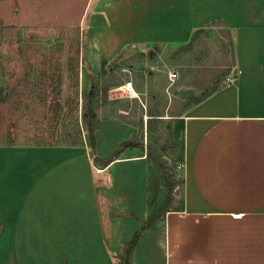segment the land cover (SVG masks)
<instances>
[{
  "label": "crops",
  "instance_id": "obj_1",
  "mask_svg": "<svg viewBox=\"0 0 264 264\" xmlns=\"http://www.w3.org/2000/svg\"><path fill=\"white\" fill-rule=\"evenodd\" d=\"M19 2L22 13L39 8ZM79 13L94 73L90 41L98 66L124 43H187L212 20L235 33L239 73L182 115L180 203L141 233L132 261L264 264V0H84ZM135 133L101 119L96 155L109 158ZM92 157L86 136L83 146H0V264H117L147 217L149 163L139 147L107 165Z\"/></svg>",
  "mask_w": 264,
  "mask_h": 264
},
{
  "label": "rangeland",
  "instance_id": "obj_2",
  "mask_svg": "<svg viewBox=\"0 0 264 264\" xmlns=\"http://www.w3.org/2000/svg\"><path fill=\"white\" fill-rule=\"evenodd\" d=\"M83 1L74 0L72 6L71 0H53L48 5L36 0L39 8L28 6L22 13L19 0H0V146L52 144L63 134L58 125L75 134V120L87 139L81 119L82 94L88 87L86 66L93 70L84 60L88 23L78 14ZM67 9L71 13L66 15ZM86 15L88 22L89 11ZM200 29L192 33L191 44L190 40L142 46L124 43L115 57H102L98 66V47L91 49L89 44L94 70L100 72L102 59L110 63L98 80V93L107 90L106 102L95 101L98 116L135 127L131 140L141 146L149 174L158 176L161 184L157 207L176 208L181 200L180 186L170 193L165 187L166 181H180L179 119L191 105L239 73L235 33L218 19ZM100 49L107 50L102 42ZM80 68L86 71L82 84ZM172 73L174 80L169 78ZM55 99L61 106L57 114L50 109ZM163 161L165 169L159 166Z\"/></svg>",
  "mask_w": 264,
  "mask_h": 264
},
{
  "label": "trees",
  "instance_id": "obj_3",
  "mask_svg": "<svg viewBox=\"0 0 264 264\" xmlns=\"http://www.w3.org/2000/svg\"><path fill=\"white\" fill-rule=\"evenodd\" d=\"M195 31L198 32V31H201V29L199 28ZM191 40L192 41L195 40V34L192 35V38L190 39V43H188V44H191V42H192ZM84 46H85V39L83 42V48H84ZM109 65H110V63L108 61H106L105 59H102L101 69H100V72H98V73H93L86 67L88 87L86 88V90L82 94L83 99H82L81 119H82L83 124L85 125V128H86L85 133L87 134V139H88V143L90 145V150L92 151V154H93L92 160L94 162L99 163L100 165H107L113 159L117 158L118 155L121 153V151L126 149V148H129V147L141 148V146L137 142H135L133 140H126V141L121 142L118 145V147L109 156V158H107L105 160H101L96 155L95 131L98 129L101 119L98 116V113H97V110L95 107V101H97L98 99H102L104 102L107 101V90H103L101 95L98 93V80L105 75L106 68ZM77 71H78V69H77ZM215 90L216 89H214L213 91H215ZM76 94L78 95V92H76ZM59 103H60L59 99H55V102L53 103L52 108H50V109H52V112H54V114H57L61 109V106ZM74 123H75L74 124L75 125L74 126L75 134L74 135L68 134V132H66V130L64 131L65 128L63 129L64 126L62 124L58 125V128L63 130L62 131L63 134L60 136H56V139H55L56 142L49 144V145L83 146L84 145V139L82 138V134H81L80 128L78 126L77 120H75ZM179 123H180L179 128L181 129V132H183V120L179 119ZM41 137H43V139H45L44 133H43V136H41ZM46 139H47V137H46ZM183 152H184V138H183V133H181L180 152L178 155V159L180 158V160H183ZM159 166L161 167V169H165L166 162H164V161L161 162L159 164ZM150 171L151 170L149 168V172ZM177 184H178L177 182L169 183L168 181H166L165 187L168 190V193L172 192V190L174 189V187ZM160 187H161V184H160L158 176L152 177L151 174H149V176H148V187H147V190H148V200H147L148 213H147L146 220L140 225V229L134 234L132 239L127 244L123 245L120 248V250L118 251V253L116 255L117 264H133V261H132L133 250H134V247H135L141 233L143 231H145L146 229H154L156 224L164 217L165 213L167 211H169L168 205L157 207V205H158L157 198H158Z\"/></svg>",
  "mask_w": 264,
  "mask_h": 264
},
{
  "label": "built area",
  "instance_id": "obj_4",
  "mask_svg": "<svg viewBox=\"0 0 264 264\" xmlns=\"http://www.w3.org/2000/svg\"><path fill=\"white\" fill-rule=\"evenodd\" d=\"M169 78H170V80H174V79L176 78V74H174V73L170 74V75H169ZM181 166H182V165L180 164L179 167L181 168ZM236 217H239V215H236Z\"/></svg>",
  "mask_w": 264,
  "mask_h": 264
},
{
  "label": "bare ground",
  "instance_id": "obj_5",
  "mask_svg": "<svg viewBox=\"0 0 264 264\" xmlns=\"http://www.w3.org/2000/svg\"><path fill=\"white\" fill-rule=\"evenodd\" d=\"M83 81V80H82ZM130 90L133 92V93H135L134 91H133V89L132 88H130Z\"/></svg>",
  "mask_w": 264,
  "mask_h": 264
}]
</instances>
